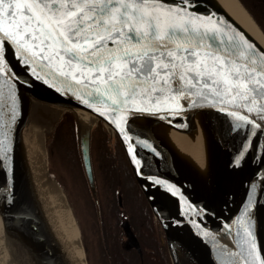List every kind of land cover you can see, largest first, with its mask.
<instances>
[{
	"label": "water",
	"instance_id": "obj_1",
	"mask_svg": "<svg viewBox=\"0 0 264 264\" xmlns=\"http://www.w3.org/2000/svg\"><path fill=\"white\" fill-rule=\"evenodd\" d=\"M165 3L175 6L181 0H165ZM190 4L189 11L196 16H211L229 37L246 39L258 52H264V47L219 0H190ZM5 61L0 64L3 93L0 123L4 125L0 136L6 135V147L10 151L0 163V215L3 230L23 264H72L47 220L36 176L28 164L21 139L31 99L61 108L43 141L48 177L61 192L64 188L50 173L47 148L62 115L69 112L75 121L78 160L97 215L91 142L100 123L109 140L116 137L120 143L133 178L159 227L170 264H242L249 259L239 221L246 208L250 206L253 215L258 204L264 202V122L258 121L262 125L260 129L250 125L236 129L238 122L227 114V109L221 111V105L206 101L193 104L191 99L162 104L159 111L113 114L98 105L89 107L77 86L62 84L48 69L40 68L38 61L33 63L20 56L14 46L6 51ZM76 110L92 115L95 123L82 124ZM168 123L178 126L180 131L191 132L195 138L206 139L204 159L209 157L210 164L205 170L199 169V160H187L176 148ZM238 158H241L239 167L235 166ZM123 229L140 254L129 224L125 223ZM254 233L257 250L264 255V238ZM79 242L84 262L88 264L80 237Z\"/></svg>",
	"mask_w": 264,
	"mask_h": 264
},
{
	"label": "snow or ice",
	"instance_id": "obj_2",
	"mask_svg": "<svg viewBox=\"0 0 264 264\" xmlns=\"http://www.w3.org/2000/svg\"><path fill=\"white\" fill-rule=\"evenodd\" d=\"M191 6L190 0L175 6L165 0H0V64L14 46L62 84L77 86L89 107L113 114L159 111L191 99L221 105L236 129H260L264 52L229 37ZM6 140L0 136V163L10 151ZM250 211L239 221L249 258L242 264H264Z\"/></svg>",
	"mask_w": 264,
	"mask_h": 264
},
{
	"label": "trees",
	"instance_id": "obj_3",
	"mask_svg": "<svg viewBox=\"0 0 264 264\" xmlns=\"http://www.w3.org/2000/svg\"><path fill=\"white\" fill-rule=\"evenodd\" d=\"M244 1L247 9L243 7L249 15L252 18L254 17L259 23H264V0ZM65 123L71 129L73 152H70L66 147L63 150L65 155L63 160L66 159L67 162L54 167L51 145L55 140L56 132ZM47 150L50 173L57 178L61 186L68 192V199L75 208L76 214L79 218L86 220L88 224L90 223L89 219L94 221L95 218L90 216L93 212V202L90 198L76 151L75 121L69 112H65L62 115L55 127ZM91 154L99 198V209L101 210L104 226V237L108 240L112 238L113 234L109 235L114 230L112 213H115L117 207L115 194L120 191L122 206L119 209L123 210L124 204L126 210L131 213L133 226L135 227H133L135 229L134 232L135 234L137 232V237L144 250L143 264H169L166 247L160 241L161 233L159 227L133 178L120 143L116 137H113L112 141H110L108 133L100 123L96 126L92 135ZM108 247L106 252L100 245V250L96 252L97 260L100 259L101 264H139L137 256L126 255L123 251L120 253L116 243L112 244L113 248H110L109 245Z\"/></svg>",
	"mask_w": 264,
	"mask_h": 264
},
{
	"label": "bare ground",
	"instance_id": "obj_4",
	"mask_svg": "<svg viewBox=\"0 0 264 264\" xmlns=\"http://www.w3.org/2000/svg\"><path fill=\"white\" fill-rule=\"evenodd\" d=\"M229 13L240 22L264 47V35L260 28L238 0H219ZM61 108L54 104H43L35 100L29 101L28 118L21 128V139L27 155V161L34 176L40 197L44 202L47 220L60 242L66 250V258L72 264H85L84 254L79 242V233L64 195L55 181L48 177L44 150L45 130L50 127L59 115ZM76 115L82 124L93 125L96 119L87 112L76 110ZM182 113V111H180ZM171 128V134L176 141V148L184 157L193 162L199 160V169L205 170L210 159H204L206 139L195 138L191 132L180 131L177 126ZM254 231L264 238V202L256 207L251 215ZM0 264H23L20 256L12 247L10 240L3 230L0 215Z\"/></svg>",
	"mask_w": 264,
	"mask_h": 264
},
{
	"label": "flooded vegetation",
	"instance_id": "obj_5",
	"mask_svg": "<svg viewBox=\"0 0 264 264\" xmlns=\"http://www.w3.org/2000/svg\"><path fill=\"white\" fill-rule=\"evenodd\" d=\"M240 2L247 9L245 1L240 0ZM254 20L256 21L258 27L261 29V31L264 34V23H259L255 18H254ZM91 159H92V154H91ZM93 172H94V170H93ZM95 183H96V181H95ZM119 192H117L115 194V201H116L117 207H116L115 213H112L113 214L112 218L114 219V222H113L114 230H113V232L112 231L110 232L109 236H111L113 234L111 236L112 237L111 239L108 237L109 238V240H108L106 237H104V229H103L104 226H103V220H102V216H101V210L99 209V198H98V209H99L98 215H97L95 204L94 203L92 204L93 212H92V214H90V216L95 218L94 221L89 219L90 223L88 224L86 222V220L84 221L83 218H79V216L76 214V216L78 218L79 230H80L81 237H82V243L84 246V250H85V254H86V258H87L88 263H89V259H88L89 249L93 252V256H94L96 254V252H98L100 250V245L102 248H104V251L107 252V249L109 248L108 245L110 246V248H113L112 244L116 243L120 253H122V251H123V253L126 255L130 254L133 256H137L139 264H143V254H144L143 252H144V250L141 246L139 238L137 237L138 236L137 232H136V234L134 232L135 227L133 226V222H132L133 219L131 217V213L126 210V207L124 206V204H123V207H124L123 210L119 209L122 206L121 193H119ZM125 223L129 224L130 229H131L134 237L136 238V240L138 242V245L140 248V254L129 242V238L127 237L126 232L123 229V225ZM88 239H89V242H88ZM160 241H161V239H160ZM108 257H110V255H108ZM94 260H97V257H95Z\"/></svg>",
	"mask_w": 264,
	"mask_h": 264
},
{
	"label": "rangeland",
	"instance_id": "obj_6",
	"mask_svg": "<svg viewBox=\"0 0 264 264\" xmlns=\"http://www.w3.org/2000/svg\"><path fill=\"white\" fill-rule=\"evenodd\" d=\"M49 133V130L47 129V131L45 132V136ZM72 133H71V129L68 126L67 123H65V125H61V128L56 132V136H55V140L51 145V150L53 149V164L54 167H58V165H63L64 162H67V160H63L65 158V155L63 153V150L67 147V149L70 152H73V139H72ZM63 161V162H62ZM48 164H49V159H48ZM61 168H63V166H61ZM62 189V188H61ZM62 192L64 193V196L66 197V200L71 208L74 220L77 224L78 227V231H79V237L82 240L81 237V233L79 230V225H78V218L76 216V210L73 207L72 203L68 200V192L64 189H62ZM89 242V239H88ZM88 250V249H87ZM95 254V253H94ZM96 257V254L93 256V252L89 249V255H88V259H89V263L91 264H101L100 259L98 260H94ZM95 262V263H94Z\"/></svg>",
	"mask_w": 264,
	"mask_h": 264
}]
</instances>
